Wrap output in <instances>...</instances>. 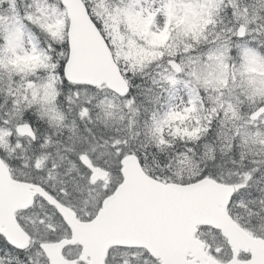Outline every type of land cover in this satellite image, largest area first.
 I'll return each mask as SVG.
<instances>
[{"label":"snow or ice","instance_id":"1","mask_svg":"<svg viewBox=\"0 0 264 264\" xmlns=\"http://www.w3.org/2000/svg\"><path fill=\"white\" fill-rule=\"evenodd\" d=\"M0 264H264V0H0Z\"/></svg>","mask_w":264,"mask_h":264}]
</instances>
